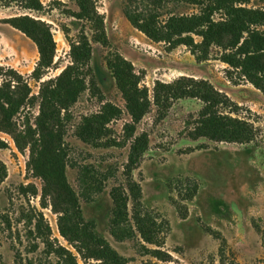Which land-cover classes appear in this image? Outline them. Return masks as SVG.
Wrapping results in <instances>:
<instances>
[{"label": "rangeland", "instance_id": "374dc122", "mask_svg": "<svg viewBox=\"0 0 264 264\" xmlns=\"http://www.w3.org/2000/svg\"><path fill=\"white\" fill-rule=\"evenodd\" d=\"M41 2L44 11L30 15L49 24L57 52L54 67L40 81L33 78L39 60L36 45L4 22L25 11L17 6L0 8V86L13 70L21 76L19 87L30 90L29 98L13 117L17 124L14 135L0 131V138L8 144L0 149V160L8 173L0 183V264H28L34 259L38 264H56V258L44 252L42 240L34 231L37 213L49 223L55 248L66 247L80 264H99L101 261L93 257L80 256L62 236L64 232L73 244L82 247L86 257L102 254L78 229V204L85 219L95 221L98 232L128 259L127 264H218L220 242L206 232V226L221 233L227 241L226 253L238 264H264V92L239 70L221 62V49L212 48V57L205 62L196 61L185 46L169 51L165 44L153 43L133 28L123 14L124 0H101L99 12L105 17L110 49L130 61L137 73H145L143 84L150 90L157 81L172 83L181 77L205 80L241 106L238 117L256 129L251 143H219L189 136L194 127L190 121L204 107L199 99L175 101L162 120H157L153 107L138 125L137 135H148L149 149L132 176L142 189L144 214L158 223L167 222L170 230L163 232L166 240L162 248L144 241L130 201L129 224L135 237L116 240L109 228L113 207L110 192L116 186L126 187L124 172L131 146L96 148L75 136L82 118L98 113L103 104H113L124 112L121 119L108 125L113 131L111 138L121 141L123 126L130 121L106 65L110 49L93 43L90 66L99 93H82L68 110H57L41 132L37 126L41 84L60 76L71 63L69 41L76 38L81 27L69 16V11H78L74 2ZM247 6L264 8V0H249ZM172 11L192 14L198 9L181 4ZM260 63L264 64V59ZM15 135L24 147L22 152L16 146ZM32 147L36 148L34 156ZM87 165L100 180L107 178L103 191L90 185V179L80 181L83 166ZM185 180L199 184L192 200L186 199ZM179 209L187 214L186 219L181 218Z\"/></svg>", "mask_w": 264, "mask_h": 264}, {"label": "trees", "instance_id": "16d2710c", "mask_svg": "<svg viewBox=\"0 0 264 264\" xmlns=\"http://www.w3.org/2000/svg\"><path fill=\"white\" fill-rule=\"evenodd\" d=\"M74 2L78 11H69V16L80 23V30L74 40L69 41L71 63L60 76L41 84L40 115L37 126L42 132L50 119H53L63 109L68 110L71 104L87 90L99 93V88L90 66L93 57V43L111 48V42L106 33L105 17L99 12L101 0H70ZM249 0H124L123 14L137 31L144 34L153 43H163L169 51L185 46L198 62L209 61L212 48L222 50L219 60L228 64L250 80L257 89L264 92V8H249ZM187 4L197 7L192 14H177L173 8ZM20 7L25 14L4 20L14 29L20 31L33 41L39 53V60L33 72L35 80H42L48 70L54 67L57 44L48 23L34 18L30 13L43 12L41 0H0V8ZM220 15V19L216 15ZM198 38V40L196 39ZM107 68L112 73L118 91L124 102L130 121L123 126V138L117 141L111 138L112 129L109 124L121 119L123 110L113 104H103L101 110L82 118L76 128L75 136L82 142L96 148L126 147L130 144V154L125 169L127 180L125 186L111 189L112 210L109 219L111 235L119 241L132 239L135 232L130 222L129 203L132 202L133 216H135L139 231L144 241L162 248L166 236L163 232L170 230L167 222L158 223L156 219L144 214L141 186L132 174L142 162L149 149L147 134L137 135L139 123L146 115L156 108L157 120L164 119L169 109L180 99H199L204 107L190 123L194 126L189 136L206 137L215 142L247 144L254 141L256 129L252 123L238 117L241 106L216 91L209 82L181 77L172 83L157 81L153 90L144 82L145 73H137L134 65L118 52H108ZM257 60V61H256ZM0 71L1 68H0ZM10 77L0 86V131L14 135L17 124L13 117L23 107L30 96L27 86L19 87L21 76L11 70ZM17 84V85H16ZM18 96V97H17ZM17 148L22 152L17 135L14 136ZM8 144L0 138V149ZM36 148H31L34 156ZM81 180L91 183L98 191H103V183L95 175L92 166H83ZM85 180H84V177ZM8 176L6 165L0 160V183ZM90 177V178H89ZM188 187L187 200H192L199 189V184L193 180H185ZM21 189H25L23 186ZM171 202L173 201L170 199ZM173 204L176 206L175 202ZM177 207V206H176ZM178 208V207H177ZM182 219L186 213L179 209ZM77 226L84 238L100 250L97 256H85L82 247L73 244L64 232L62 236L85 259L93 257L99 264H127L128 259L120 255L98 232L93 220H86L79 204L76 212ZM33 219L31 220V222ZM205 230L220 242L218 264H238L234 258L226 253L227 241L220 232L210 226ZM34 231L42 240L44 252L56 258V264H80L77 257L66 247L57 246L51 242L52 230L41 213L35 217ZM32 233V232H31ZM264 243V238H263ZM28 264H38L36 260H29ZM215 264V262H213Z\"/></svg>", "mask_w": 264, "mask_h": 264}]
</instances>
